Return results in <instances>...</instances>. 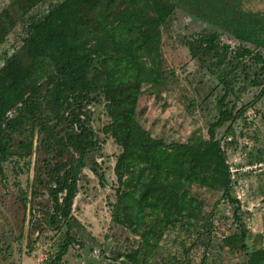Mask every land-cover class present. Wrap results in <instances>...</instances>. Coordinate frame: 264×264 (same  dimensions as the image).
<instances>
[{"label": "trees", "instance_id": "obj_1", "mask_svg": "<svg viewBox=\"0 0 264 264\" xmlns=\"http://www.w3.org/2000/svg\"><path fill=\"white\" fill-rule=\"evenodd\" d=\"M46 1L10 0L0 10V45L17 26L21 32L19 46L0 66V178L3 164L13 158L25 160L20 170L27 171L35 152L46 156L34 175L50 202L45 223L53 238L59 236L48 263L61 264L77 243L71 234L77 223L73 200L90 155L100 147L86 108L100 102L107 119L101 133L120 150L112 166L110 221L137 238L136 247L120 257L128 264H149L168 230L209 233L211 215L204 212L201 191L217 193L231 208L233 230L221 238V246L250 255L239 202L232 195L235 175L244 172L230 173L228 151L236 121L249 122V110L257 113L255 100L264 103V13L244 10V0H120L115 14L110 2L61 0L39 17L33 15ZM101 8L108 16L99 22H75ZM176 11L217 30L193 33L184 46L224 93L205 137L190 134L183 141L164 142L142 127L136 109L143 86L155 88L171 74L163 67L161 30ZM221 33L236 46L223 44ZM245 60L255 67L251 85L258 93L234 110L225 99L232 92L233 70ZM225 124V136L217 139L215 130ZM91 164L89 171L102 185V174ZM17 198L25 206V195Z\"/></svg>", "mask_w": 264, "mask_h": 264}, {"label": "rangeland", "instance_id": "obj_2", "mask_svg": "<svg viewBox=\"0 0 264 264\" xmlns=\"http://www.w3.org/2000/svg\"><path fill=\"white\" fill-rule=\"evenodd\" d=\"M9 1L0 0V10ZM59 1L47 0L32 10V14L39 17L48 5ZM102 2L111 3V14L121 8L120 0ZM242 7L251 12L264 13V0H244ZM95 13L90 17L83 14L75 22H99L108 16L104 8ZM202 31L217 30L182 11H176L161 30L163 67L171 74L162 85L155 88L143 86L136 109L137 120L155 139L171 142L186 140L190 134L205 137L208 126L218 117L217 101L224 93L222 85L204 69L198 68V63L189 58L184 46L193 33ZM20 39V27L17 26L0 45V66L19 46ZM221 42L230 48L236 46V42L226 34L221 35ZM262 54L264 56V52ZM242 65L233 70L232 92H228L225 99L227 107L234 104V110L254 101L258 93V88L251 85L255 67H251L248 60ZM102 106L100 102L86 108L100 147L90 155L78 182V192L72 205V216L77 223L71 230L77 243L68 249L61 264H128L120 256L136 247L137 238L110 221L115 188L112 166L120 150L110 139H104L101 133L107 122ZM253 110H249V122L239 118L233 127L234 146L229 147L233 151H228V163L232 168L264 159L262 99L255 100L257 113ZM225 128L226 124L215 130L217 139L225 136ZM45 157L42 152H35L27 171L24 168L20 170L25 160L17 162L13 158L2 166L0 264H49L46 258L53 251L59 236L53 238L55 233L45 223L50 202L34 175L35 166H40ZM91 162L96 164L94 169L103 176L102 185L88 169L92 167ZM20 194L25 195V206L17 198ZM232 195L239 202L247 232L249 264H264V173L235 175ZM218 196L217 193L200 192V198L205 202L204 212L211 215L210 226L206 228L209 233L201 229L202 235L196 236L178 229L168 230L149 264H247L248 256L230 252L220 244L221 238L233 230V225L231 208L218 200ZM208 239L210 242H207Z\"/></svg>", "mask_w": 264, "mask_h": 264}, {"label": "built area", "instance_id": "obj_3", "mask_svg": "<svg viewBox=\"0 0 264 264\" xmlns=\"http://www.w3.org/2000/svg\"><path fill=\"white\" fill-rule=\"evenodd\" d=\"M230 138H227V141H229ZM244 172V173H248V172H264V162L263 163H254L252 165H248V166H243L241 168H232L230 167V173L233 175L236 172Z\"/></svg>", "mask_w": 264, "mask_h": 264}]
</instances>
